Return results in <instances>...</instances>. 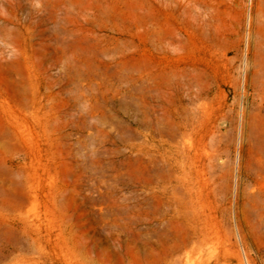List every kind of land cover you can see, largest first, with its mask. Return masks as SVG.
Masks as SVG:
<instances>
[{
    "label": "rangeland",
    "instance_id": "obj_1",
    "mask_svg": "<svg viewBox=\"0 0 264 264\" xmlns=\"http://www.w3.org/2000/svg\"><path fill=\"white\" fill-rule=\"evenodd\" d=\"M159 16L157 0H0V264H264L236 203L264 156V0H175L169 57ZM178 69L206 89L188 106L219 111L222 179L205 237L170 253L140 222L139 93Z\"/></svg>",
    "mask_w": 264,
    "mask_h": 264
},
{
    "label": "bare ground",
    "instance_id": "obj_2",
    "mask_svg": "<svg viewBox=\"0 0 264 264\" xmlns=\"http://www.w3.org/2000/svg\"><path fill=\"white\" fill-rule=\"evenodd\" d=\"M174 2L175 0H157L160 16L156 21L154 41L160 53L166 57L171 56L170 46L174 45L169 21L174 11ZM180 71H174L169 79L167 76L170 74L167 75L166 85L155 87L154 93H149L151 89L145 83L139 93L140 222L143 225L155 224V233L165 239L170 253L176 252L181 245H187L192 239L201 240L205 237L212 218L210 198L220 187L222 179L219 173L222 151L219 111L204 108V104L190 106L197 104L195 101L198 98L202 99L206 89L201 85L202 80L201 83L197 82L194 80L195 76L190 75L195 72L186 74L184 70L181 74ZM142 77L145 79L144 75ZM186 96L189 98V106L185 102ZM28 99L33 109L30 113L41 120L40 99L35 93ZM27 101L25 103L28 104ZM37 119V123L41 125V121ZM46 120H49L48 117ZM52 129L58 128L53 126ZM185 137L190 139L188 145L184 142ZM243 184L244 187L236 198L237 206L248 212L253 228L258 234L262 232L263 237L264 156L245 168ZM21 191L17 192L23 195ZM10 195L14 196L13 193ZM22 195L18 198L25 201L22 198L26 194L24 197ZM21 200L17 199L18 204L22 203Z\"/></svg>",
    "mask_w": 264,
    "mask_h": 264
}]
</instances>
